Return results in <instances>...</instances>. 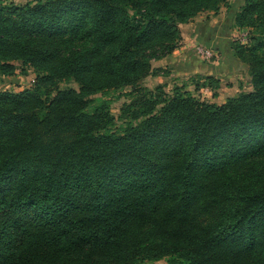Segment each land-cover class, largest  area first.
I'll list each match as a JSON object with an SVG mask.
<instances>
[{"label": "trees", "instance_id": "16d2710c", "mask_svg": "<svg viewBox=\"0 0 264 264\" xmlns=\"http://www.w3.org/2000/svg\"><path fill=\"white\" fill-rule=\"evenodd\" d=\"M223 4L0 0V74L37 72L0 90V264H264V0L235 16L261 34L234 49L251 90L216 103L144 84L180 24ZM110 89H127L120 128L93 103Z\"/></svg>", "mask_w": 264, "mask_h": 264}, {"label": "rangeland", "instance_id": "374dc122", "mask_svg": "<svg viewBox=\"0 0 264 264\" xmlns=\"http://www.w3.org/2000/svg\"><path fill=\"white\" fill-rule=\"evenodd\" d=\"M4 1L25 3L29 0ZM244 2L245 0H229V4L221 5L218 11L207 10L198 13L196 15L197 17L192 20L193 24L189 26H187V23V25L181 23L182 37L179 40L178 47L185 46L182 49L183 51L181 50L180 53H177V58L172 59L171 62L164 59H153V65L157 66L160 63L164 65L161 70H156V75H149L144 80V84L154 87L157 83L161 82L165 84V88L168 91H171L175 84L184 83L197 97L216 103L225 102L230 94H238L241 91H248L250 87L252 88L253 84L249 73V64L238 57L246 64H242L239 67L230 66L233 64L232 61L230 62V58L233 57L232 54L235 55L236 53L234 49H238L241 45L249 44L251 36L253 34H258V31H255L254 27L247 25L239 26L235 21V16ZM196 19H199V24L194 21ZM207 22H209V24L206 25L205 23ZM258 35L261 36V34ZM217 42L224 48L223 53L218 50L221 55H217L216 52L211 58L204 57V49L211 47L216 51L215 44H217ZM220 56H224L223 58L226 59L225 62H223V58L221 59ZM184 61L186 63H184ZM194 61L198 63V67L205 65L209 66L208 69L210 71L214 70L211 64L217 63L219 66L216 68H219L221 70L220 72H235L236 76L230 78L226 76L228 74H222L224 77H227L223 80L225 85H222L221 89H219L221 84L218 87H211L210 85L204 84L207 80H204V74L198 72V68H195L196 65L193 64ZM36 75L37 72L33 66H23L21 62L18 61L14 74H0V90H19L25 87H31L35 82ZM197 82H199L200 85L198 88H196L195 85ZM59 85L61 87H78L77 82L71 77L62 79ZM126 90L127 89H110L104 92L99 91L94 95V104H98L102 100H107L109 102L111 111L116 116L114 126L117 128H120L123 124V120L119 118L120 108L125 101L129 100V97L126 95ZM91 108L92 107H90V109ZM139 264H168V258L163 257L157 260H146Z\"/></svg>", "mask_w": 264, "mask_h": 264}, {"label": "crops", "instance_id": "0c3cea01", "mask_svg": "<svg viewBox=\"0 0 264 264\" xmlns=\"http://www.w3.org/2000/svg\"><path fill=\"white\" fill-rule=\"evenodd\" d=\"M197 16H195L194 17V19L196 18ZM198 20L199 19H196V20H194L195 22H198ZM208 20V19H207ZM210 22V21H209ZM209 22H207V23H205L206 25L207 24H209ZM188 25H187V24ZM182 24H186L187 26H189V25H191V24H193V21L191 20V21H189V22H185V23H182ZM198 24H199V22H198ZM203 24H204V22H203ZM217 28V27H216ZM215 44V43H214ZM181 47V46H180ZM180 47H176V49L172 52V53H170V54H168V55H166V56H164V57H162V58H159V59H156V60H162V59H164V60H167L168 62H171V60L172 59H174V58H177V53H180L181 52V50L185 47V46H182L181 48ZM215 48H216V52H217V55L219 54V55H221L220 53H219V51L220 52H222L223 53V50H224V48L222 47V45L220 44V43H218L217 42V44H215ZM219 50V51H218ZM183 51V50H182ZM223 55V54H222ZM233 55V57L232 58H230V62L232 61L233 62V64L232 65H230L231 67H234V66H236V67H239L240 65H242V64H246V63H244L243 61H241L236 55H234V54H232ZM224 56H220V58L222 59ZM216 59V58H215ZM229 59V58H228ZM227 59V60H228ZM232 59V60H231ZM188 60H191V59H188ZM223 60V62H225V60L226 59H222ZM221 60V61H222ZM216 61H218V60H216ZM184 63H186L185 61H184ZM193 64H195L196 65V67L195 68H198V72H200V73H203V74H213V75H215V76H217V77H219L220 78V80H221V82H220V84H221V86H220V88L219 89H221V87H222V85H225L224 84V82H223V80L224 79H226L227 77H230V78H233L234 76H236V74H235V72H229V71H226V72H220L221 70L218 68H216L217 66H219V65H217V63H212L211 64V66H213V68H214V70L213 71H210L208 68H209V66H199L198 67V63L196 62V61H194L193 62ZM164 64L163 63H160V64H158L157 66H163ZM229 66V67H230ZM212 70V69H211ZM222 74H228V75H226L227 77H224V75H222ZM252 86V85H251ZM228 87V86H227ZM224 88V87H223ZM252 88L250 87V89L249 90H251ZM236 93H234V94H230L229 96H231V95H235Z\"/></svg>", "mask_w": 264, "mask_h": 264}, {"label": "built area", "instance_id": "2783aa9c", "mask_svg": "<svg viewBox=\"0 0 264 264\" xmlns=\"http://www.w3.org/2000/svg\"><path fill=\"white\" fill-rule=\"evenodd\" d=\"M203 53L204 57L211 58L215 55L216 51L215 49L208 47V49H204Z\"/></svg>", "mask_w": 264, "mask_h": 264}]
</instances>
